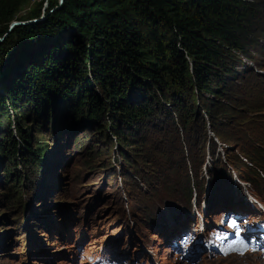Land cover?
<instances>
[{"label": "rangeland", "instance_id": "rangeland-1", "mask_svg": "<svg viewBox=\"0 0 264 264\" xmlns=\"http://www.w3.org/2000/svg\"><path fill=\"white\" fill-rule=\"evenodd\" d=\"M55 4L0 0V10L14 13L0 18V30L42 21ZM260 9L218 100L194 85L190 94L167 86V98L179 94L186 110L152 100L126 141L110 131L107 116L106 134L74 116L66 99L50 117L23 100L0 105V141L8 131L18 139V123L40 154V162L16 166L0 156V264H91L102 256L114 264H187L174 246L187 233L227 229L231 213L264 219V0ZM5 91L0 82V97ZM94 93L101 98L96 86ZM213 255L194 264H264L261 253Z\"/></svg>", "mask_w": 264, "mask_h": 264}, {"label": "trees", "instance_id": "trees-1", "mask_svg": "<svg viewBox=\"0 0 264 264\" xmlns=\"http://www.w3.org/2000/svg\"><path fill=\"white\" fill-rule=\"evenodd\" d=\"M261 4L262 0H63L60 6L50 5L44 20L0 30V82H6L0 105L14 108L23 100L36 114L48 117L55 102L66 99L74 116L95 122L100 131L101 119L107 116L110 131L126 141L129 125L146 119L152 100L170 101L186 110L179 94L167 98V86L190 94L194 85L217 100L223 95L218 87L225 89V78L235 73L230 66L233 53H245L251 44L250 33L262 18ZM13 14L0 10V18L10 20ZM192 114L193 109L186 111L185 122ZM15 129L18 139L8 131L0 141V156L15 166L40 162L26 132L18 123Z\"/></svg>", "mask_w": 264, "mask_h": 264}, {"label": "water", "instance_id": "water-1", "mask_svg": "<svg viewBox=\"0 0 264 264\" xmlns=\"http://www.w3.org/2000/svg\"><path fill=\"white\" fill-rule=\"evenodd\" d=\"M63 0H59V6L62 4ZM37 22V21H36ZM30 22H26V23H21V22H14L13 24H11V28L17 27V26H22V25H27Z\"/></svg>", "mask_w": 264, "mask_h": 264}, {"label": "bare ground", "instance_id": "bare-ground-1", "mask_svg": "<svg viewBox=\"0 0 264 264\" xmlns=\"http://www.w3.org/2000/svg\"><path fill=\"white\" fill-rule=\"evenodd\" d=\"M259 261V260H258Z\"/></svg>", "mask_w": 264, "mask_h": 264}]
</instances>
